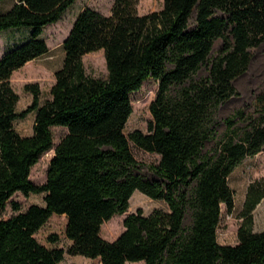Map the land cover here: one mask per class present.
Listing matches in <instances>:
<instances>
[{"label": "trees", "instance_id": "16d2710c", "mask_svg": "<svg viewBox=\"0 0 264 264\" xmlns=\"http://www.w3.org/2000/svg\"><path fill=\"white\" fill-rule=\"evenodd\" d=\"M75 2L17 0L0 12V32L31 29L27 41L0 58V264H61L65 249L36 237L54 214L67 218L68 252L101 264H264V231L254 229L264 177L248 186L238 242L218 239L223 207H235L230 175L264 151V85L251 109L219 117L237 94L235 80L250 67L251 49L264 43V0H164L147 14L139 13V0H115L109 14L86 7L64 42L52 98L42 102L39 85L27 84L33 102L19 112L12 74L49 51L45 27ZM97 50H104L106 77L87 72L83 58ZM151 78L159 89L148 132L127 135L131 94ZM30 112H36L34 132L23 136L15 122ZM55 126L68 132L46 182L35 184L32 167L54 147ZM132 143L160 156L151 165L156 178L139 173ZM137 190L164 200L168 210L139 208L126 216L118 238L105 239L102 225L126 213ZM17 192L46 193L45 205L20 211L10 201ZM8 202L20 212L3 218Z\"/></svg>", "mask_w": 264, "mask_h": 264}, {"label": "rangeland", "instance_id": "374dc122", "mask_svg": "<svg viewBox=\"0 0 264 264\" xmlns=\"http://www.w3.org/2000/svg\"><path fill=\"white\" fill-rule=\"evenodd\" d=\"M17 0H2L0 12L9 9ZM115 0H76V2L62 15L61 19L45 27L42 38L47 42L49 51L14 71L11 82L20 96L17 110L20 112L28 108L33 102L32 92L26 90L27 84H38L41 91V101L52 98L51 90L56 81L55 73L62 66L65 57L64 42L68 37L78 14L86 7L97 9L109 14ZM164 6V0H139L138 11L147 14L158 11ZM30 28L8 29L0 32V58L11 48L22 44L30 38ZM222 47V41L215 44V51ZM252 62L249 69L235 80L237 94L225 102L219 111L220 119L231 115L236 109H251L256 94L264 85V43L251 49ZM87 72L94 77H106L108 69L104 50L87 53L84 56ZM159 82L153 78L144 82L142 88L131 94L133 113L125 128L129 135L135 130L148 132L149 124L153 119L151 104L156 98ZM36 112H30L26 117L15 122V128L23 136L32 135ZM68 132L66 127H53L54 147L43 153L39 161L32 167L31 180L35 184H43L47 180L49 165L55 155V147L62 137ZM212 144L209 145V147ZM132 150L141 163L139 173L145 178H156L151 165L158 163L160 156L150 153L132 143ZM264 177V151L254 157L246 158L230 175L229 184L235 192V207L228 211L223 207V213L218 228V239L222 244H236L238 242V230L243 222L242 211L246 199L248 186ZM46 193H30L25 195L17 192L10 201L18 202L20 211H25L31 205H45ZM139 208L145 214L151 213L156 208L168 210L164 200L152 199L137 190L130 199V207L124 214H118L106 221L101 228L102 236L107 240H115L125 230L124 220L130 213ZM20 211H15L11 202H8L1 212L3 218H9ZM67 218L65 215L54 214L48 222L36 233L37 239L46 246L61 247L65 249L64 259L61 264H101L99 258H88L82 255H72L68 252L71 241L66 235ZM254 229L264 231V200L254 211ZM51 235H57L56 242L50 241ZM127 264H145L144 261L129 262Z\"/></svg>", "mask_w": 264, "mask_h": 264}]
</instances>
